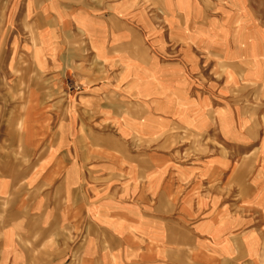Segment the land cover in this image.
<instances>
[{
    "label": "crops",
    "instance_id": "obj_1",
    "mask_svg": "<svg viewBox=\"0 0 264 264\" xmlns=\"http://www.w3.org/2000/svg\"><path fill=\"white\" fill-rule=\"evenodd\" d=\"M5 9L22 31L33 21L36 42L14 40L37 71L71 74L79 90L59 77L45 87L52 100L38 101L56 107L63 88L69 109L25 115L23 143L37 156L22 192L0 176V196L14 197L21 218L3 231L2 264H264V155L237 209L229 158L183 163L159 147L175 128L249 142L235 92L254 84L264 94V0H7Z\"/></svg>",
    "mask_w": 264,
    "mask_h": 264
},
{
    "label": "rangeland",
    "instance_id": "obj_2",
    "mask_svg": "<svg viewBox=\"0 0 264 264\" xmlns=\"http://www.w3.org/2000/svg\"><path fill=\"white\" fill-rule=\"evenodd\" d=\"M6 3L7 0H0V176L11 175L19 184L16 191L22 192L24 185H21L25 183L26 175L34 166L37 156L34 151H27L23 143L26 113L33 110L46 114L57 110L67 111L69 104L64 90L78 91L79 84L71 74L54 75L37 71L33 58L20 48L22 40H14L22 37L23 44L35 43L36 27L33 21L28 20L22 31L21 25L6 21ZM59 77L65 79V89L61 88L63 94L59 104L56 107L40 104L38 99H42L41 93L47 94L45 100H52L51 89L45 87ZM235 96L237 111L249 114L245 127L250 135L249 142L234 146L226 142L217 130L199 135L192 130L175 128L168 136L159 138L164 144L159 147L176 149L177 159L183 163L202 161L216 155L229 158L233 164L229 176L236 179L238 209L247 192L244 183L250 182L259 173L264 155V149L263 154L260 149L264 136V94L259 85L253 84L247 88H236ZM35 100L39 104L34 103ZM224 127L232 133L231 124L228 127L224 122ZM233 134L237 136L238 131L235 129ZM144 143L139 138V145ZM13 199L14 197L0 196V259L3 257L1 245L5 227L21 220L20 209ZM27 225L34 227L37 221L34 217L29 218ZM2 263L3 260H0V264ZM33 263L42 264V260H34Z\"/></svg>",
    "mask_w": 264,
    "mask_h": 264
}]
</instances>
